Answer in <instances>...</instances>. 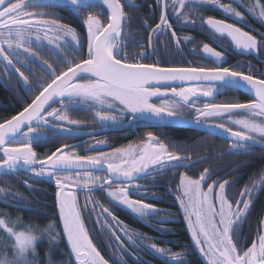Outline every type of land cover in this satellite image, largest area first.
I'll list each match as a JSON object with an SVG mask.
<instances>
[{
	"label": "snow or ice",
	"instance_id": "1",
	"mask_svg": "<svg viewBox=\"0 0 264 264\" xmlns=\"http://www.w3.org/2000/svg\"><path fill=\"white\" fill-rule=\"evenodd\" d=\"M208 2L228 15L243 18L239 11L229 5L219 4L218 0ZM103 3L109 9L105 17L107 22L101 23L98 16L89 14L83 20L87 28L86 36H77L50 11H28L45 9L30 7L28 0H0V63H3L0 77L6 72H13L25 85L34 87V98L10 119L0 122V169L9 175L23 170L33 179L45 176L54 179L57 188L56 206L63 224V234L67 237L77 264H109V260L101 255L90 238L83 218L85 214L88 218L95 216L101 231L107 228L111 232L109 239L116 236V230L126 232L108 207L93 196H86L81 204L77 193L106 189L113 201L136 216L148 219L159 210L153 204L146 203L145 198H155V194L148 192L147 186L137 181L169 167L187 168L191 160L188 155H181L182 146L161 139L151 131L134 143L95 156L69 153L67 149L75 146L65 145L39 159L32 144L34 139L39 142L42 125L54 123L60 129H64L65 122L71 126L83 125V121L69 120L66 114H62L69 104L90 105L95 110L94 120L108 124H117L125 117L132 119L137 113L147 114L150 119L157 120L187 119L191 118L189 113H195L196 123L226 133L230 151L246 149L250 147V142L264 146V71L253 75L219 65L162 67L154 62H142L149 55V50L143 45L139 46V51L133 50L126 42L127 33L122 26L125 13L121 0H103ZM187 6L186 0H173L172 14L178 21L185 16L182 9ZM168 8L169 4L165 0L160 22L152 29L153 32L172 28ZM257 8L259 18L264 20V4H259L258 0L257 4L251 5L250 10L255 11ZM205 23L215 33L230 38L237 48L255 51L264 44L261 37L258 40L256 35L225 20L209 17ZM172 35L175 38V32ZM69 36L75 43L69 44ZM152 40L153 37L149 35L150 44ZM45 43L54 46L58 52L59 58L51 63L42 60L40 53L33 50L34 45ZM176 43L179 46L180 41L177 39ZM21 50L26 54L25 60L19 58ZM203 51L223 61L224 53L209 44L203 45ZM33 61L40 63L47 79L33 71ZM25 71L29 75H25ZM229 78L246 82L253 98L247 103L206 102L202 108L196 107V100L200 96L213 97L217 84ZM173 82L190 86L165 87L161 90V85ZM202 85L205 86L203 90ZM155 97L172 99L157 104L153 102ZM232 125L239 126V130L234 131ZM24 128H27L26 132ZM101 144L103 142H98L93 147ZM100 170L106 175H96ZM210 175L208 168L198 178L180 174L179 183L173 189L177 193L176 200L184 213L191 239L205 257V264H264V222H261L255 238L250 242L242 240L240 231L241 222L245 220L252 203L251 197L255 194L253 189L258 186L254 183L251 188L245 187L239 192L241 198L236 199V191H228L234 181L216 180L207 184V191L203 190L202 185ZM5 183L7 187H0L3 198L17 204L24 203L19 193L12 192L9 182ZM23 183L30 187L27 179ZM214 185H218V189ZM133 194H138L139 198H133ZM3 216L5 214L0 213V217ZM0 221L10 223L12 218H0ZM126 234L132 244L141 241L146 245L149 239L143 233ZM116 240L119 241V236H116ZM12 243L11 231L0 223V250L11 251ZM150 247L166 256L172 264H183L181 253L155 244ZM31 259L32 264H37L39 257L34 254ZM124 264L127 262L124 261Z\"/></svg>",
	"mask_w": 264,
	"mask_h": 264
},
{
	"label": "flooded vegetation",
	"instance_id": "2",
	"mask_svg": "<svg viewBox=\"0 0 264 264\" xmlns=\"http://www.w3.org/2000/svg\"><path fill=\"white\" fill-rule=\"evenodd\" d=\"M12 2H16V0H12ZM164 2L165 0H121V4L123 5L122 10L125 13V19L122 26L127 33L126 42L133 48V50L139 51L140 45L147 47L149 50V55L144 58L142 62H154L162 67H215L219 65L223 67H231L234 70H241L246 72V74L253 75H259L260 72L264 71V44H261L260 49L255 51L237 48L230 38L222 37L215 33L205 23L209 17L216 20H225L227 23L234 24L237 27L242 28L244 31L256 35L258 40L260 37L264 40V35H262L264 34V20L259 18V8L255 11L250 10L251 5L257 4V0H218L219 4L229 5L236 11H239L242 14V19L228 15L220 10L219 7L210 4L208 0H186L188 6L182 9V11L185 12V16L179 21L176 16L172 14L171 4L173 3V0H167V3L169 4V23L172 25V28H162L159 33H156L153 32L152 29H154L156 24L160 22V14ZM258 2L259 4H264V0H258ZM28 5L30 7L45 8L29 9L28 11L75 10L76 12L78 11L79 17L82 18V20L86 19L83 17L85 12L82 10H90L91 13H94V10H100L99 12L101 14V10H106L107 16L109 14L108 8L100 0H76V2H73L72 0L70 5L64 6L46 3L42 0H28ZM73 19L76 20L74 17ZM186 20L192 22L186 23ZM101 23H103L102 20ZM82 28L84 29L86 36V25H83ZM173 32H175V38L172 35ZM149 35L153 37L151 44L149 43ZM186 37L188 39H185ZM177 39L180 41L179 46H177L176 43ZM205 43L209 44L210 47L216 48L217 51L223 52V61H218L214 57H210L208 54L204 53L203 45ZM137 59H140V57H137ZM0 66L3 68L2 63H0ZM0 81H2V77H0ZM188 86L190 85H162L160 87L163 91L165 87L170 89L171 87L179 88ZM204 87L205 86L202 85L201 89L203 90ZM169 99L172 98L155 97L153 98V102L160 104L162 100ZM251 99L252 97L246 92L225 85H217L213 97L205 98L200 96L196 100V107L202 108L206 102L247 103ZM53 106L59 107V105ZM67 107L68 108L65 109L62 114H66L69 117V120L83 121V125L71 126L68 122H65L63 128H69L68 130L57 128L54 123L48 126L42 125L39 142L34 139L32 144L33 150L39 154V159L44 158V156L41 155V150L43 148L41 147V141L53 136L48 133L55 131L65 135L64 139L67 142L63 146H75L74 148L70 147L67 149L69 153L75 152L76 155L95 156L100 152H110L115 148H121L129 143H134L145 137L149 131L160 136L159 132L167 130L166 127H174L143 119L140 116L142 115L141 113H137L132 119L125 117L124 120L117 124L103 125L105 123L94 120L95 110L91 109L90 105L76 103L69 104ZM74 109L83 111L84 115L72 119V116H76L71 114V111ZM194 116L195 113H189V117H191L190 119L194 120ZM221 122L222 121H215V123ZM232 127L234 131L239 130V126L232 125ZM103 129L108 130L99 131ZM190 130L199 133V138L202 139L203 143L208 144L210 149L205 150L203 157L201 158L188 155L191 164L187 168L183 166L177 168L169 167L158 173H152L137 181V183L146 185V190L148 192L155 194V198H145L146 203L153 204L159 210L158 213H153L148 219L136 216V214L123 208L118 202L113 201L112 198L107 195L106 189L97 188L93 193H77L79 203L83 204L86 196H93L101 204L109 208L110 212L115 215L125 227L127 233H143L149 238L146 245L141 241L132 244V242L128 240L126 232L116 230V236H119L118 242H127L125 249L120 250V252L127 250L134 254L135 251H137V253L140 252L139 249L142 248L141 251L143 250V252L147 254H152V256L158 260V263L144 262L141 260L140 264H172L166 256L156 253L150 246L151 244L157 245L156 242L163 241L165 236L170 234V228H174V223L179 226H181L180 223L183 225V228L186 230L188 238L190 239L191 246L195 249L190 236L191 232L188 230L187 221L184 219V213L180 209L179 203L176 200L177 193L173 191L175 186L179 183L180 174H187L193 176V178H198L199 174L202 173L205 168H208L210 169L211 175L207 182L202 185L203 190L207 191V184L213 183V181L216 180H219L220 182L225 180L234 181V183L229 186L228 191L229 193H232V191L235 190L236 199L241 198L237 191L241 192L245 187L251 188L255 183L258 187L253 189L255 194L251 197L252 203L249 212L247 213L245 220L241 222L240 226L242 240H247L249 235L254 239L258 228L261 226V222H264V146L250 143V147L246 149L230 151V141L226 139V137H221L198 129ZM98 142H103V144L99 147H93ZM63 146L59 148H62ZM181 155L186 154L181 153ZM209 155L214 157V159H219H213L211 165H208L204 158L209 157ZM221 164L223 166H220ZM251 164H253V166H250ZM237 167L241 169H245L246 167L249 168L246 169V171L239 172ZM96 175H106V173L103 171H97ZM25 179L29 181L30 187H26L23 183V180ZM5 181L9 182L13 193H19L20 196L24 198V203L17 204L14 201L5 200L3 194L0 193V206L5 207L0 210V213L5 214L6 216L0 218H7L10 216L14 219L19 216V214H16L15 216L12 215V212H9L6 207L15 208L16 213L21 210L28 211L32 209L39 213H53V215L57 217L60 226L63 227L62 221L59 218V210L56 206L55 193L57 188L53 178L45 176L40 179H33L30 175H26V173L21 170L18 173L11 175L0 174V187L8 186ZM214 187L218 189V185H214ZM133 198H139L138 194H133ZM169 206H172L174 210L170 209ZM169 213H173L174 215H168ZM44 216L46 218V214ZM83 218L85 219V227L89 229L90 238L96 236L97 239L100 240V245L104 252H118V243L113 240L116 236H112L113 239L111 238L107 240L106 236L111 234L110 231L107 228H105L104 231H101V227L96 222L94 215L91 218H88L87 214H85ZM252 218L255 219V223H252ZM92 221H95V224ZM140 224L144 226L145 231L139 229ZM62 227L61 230L63 234ZM63 236L65 235L63 234ZM47 240L50 248H52L53 245L50 243L49 237ZM129 241L131 243L128 247ZM94 244L96 245V243ZM182 252L183 251H181V253ZM180 259L183 260L184 257L180 256Z\"/></svg>",
	"mask_w": 264,
	"mask_h": 264
},
{
	"label": "trees",
	"instance_id": "3",
	"mask_svg": "<svg viewBox=\"0 0 264 264\" xmlns=\"http://www.w3.org/2000/svg\"><path fill=\"white\" fill-rule=\"evenodd\" d=\"M46 5V4H45ZM51 13L55 15V18L59 20L60 23L69 26L71 30H73L77 36L84 35L85 31L82 28L83 26V20L79 17L78 11L75 10H48ZM84 11L85 15H83L84 18H87L89 14L98 15V18L102 20L103 23H106L105 17L107 16L106 10H101L102 14L99 12L100 10H94V13H91L90 10H82ZM73 17L76 19L74 20ZM70 44V43H69ZM34 51H38L40 53V58L42 60H48L49 63L52 62V60L58 59V52L54 49V46H49L46 43L44 45H34L33 46ZM77 51H80L77 49ZM19 58L21 60L26 59V54L21 50ZM70 59V57H69ZM3 64V63H2ZM32 69L34 72L38 73L40 76L44 77V79H47L45 76L44 70L41 67L40 63L38 61L32 62ZM2 66H0L1 68ZM22 67H26L23 66ZM24 70L23 68L21 69ZM25 75H29L27 71H25ZM50 82V81H49ZM34 91L33 86H28L23 83L22 80L13 72H6L4 76H2V81H0V122H3L4 120L10 118L11 116L17 114L20 110H22V106H26L27 103L31 101L34 96H32ZM71 114L76 115L72 116V119H76L77 117H82L83 111L74 109L71 111ZM167 130L159 132V135L162 139L174 142L177 145L182 146L181 147V153L186 155H193V157H203L204 151L207 149H210L208 147V144L203 143L202 139L198 137L200 135L199 133H196L193 130L185 129V128H179V127H166ZM45 134V133H44ZM53 136L42 140L41 141V155L45 156V154H51L52 151H55L56 148H59L63 146L67 141L64 139L65 135L61 134L59 132H51L48 133ZM206 164L211 165V162L213 161L214 157L210 156L207 158H204ZM219 158H216L214 160H217ZM220 166H223L222 164ZM250 166H253L251 164ZM249 166V167H250ZM249 167H246L245 169H241L237 167V170L239 172L246 171ZM239 193V191H237ZM5 207L0 206V210H2ZM170 209H173L172 206H169ZM6 209L10 212H12V215L19 214V217H22L25 221H36L41 224H45L48 222L54 223L56 234L59 237V241L50 248L49 242L47 239L40 240L37 248H38V261L37 264H46V250L51 249V256L53 259H55L58 264L61 262L63 263L64 260L68 261V264H75L71 253L69 252L67 248L66 240L62 234L60 223L57 220V217L51 214L50 212H35L34 210H28V211H20L16 213L15 208L6 207ZM5 209V210H6ZM6 210V211H7ZM174 210V209H173ZM54 212V210H53ZM46 214V218L45 215ZM53 216H51V215ZM255 217V216H254ZM255 219L252 218V223H255ZM95 224V221H92ZM129 225V223L127 222ZM176 225V227H175ZM181 226L174 223V228H170V234L166 235L163 241L156 242V246L160 248H169L172 252L175 253H181V256L184 257L182 260L183 264H203L200 256L196 252V250L191 246L190 239L188 238L186 230L183 228V225L180 223ZM140 228L143 231H145V228L142 224L139 225ZM111 233V232H110ZM111 235V234H109ZM109 235H107V240H109ZM93 242L96 243L97 248L101 251V255L105 257V259L109 260V264H124V261L127 262V264H140L141 260L144 262H157L158 260L152 256V254H147L141 251L142 248H140V252L137 253V251L133 253L128 252L127 250L124 252H120V250H124L127 246V242L124 241V243H119L116 238L112 239L115 240L118 243V252H110L106 253L103 251L100 240L97 239L95 236L92 237ZM252 236L249 235L247 237V240L250 242L252 240ZM48 242V243H47ZM130 241L128 244V247L130 246ZM175 244V245H174ZM181 246V247H178ZM158 263V262H157Z\"/></svg>",
	"mask_w": 264,
	"mask_h": 264
},
{
	"label": "clouds",
	"instance_id": "4",
	"mask_svg": "<svg viewBox=\"0 0 264 264\" xmlns=\"http://www.w3.org/2000/svg\"><path fill=\"white\" fill-rule=\"evenodd\" d=\"M3 226L11 231L13 243L11 251L0 250V264H32V256L38 254L37 245L40 240L50 235L51 222L41 224L36 221H25L22 217L4 222ZM46 264H58L52 258L50 249L46 250Z\"/></svg>",
	"mask_w": 264,
	"mask_h": 264
},
{
	"label": "water",
	"instance_id": "5",
	"mask_svg": "<svg viewBox=\"0 0 264 264\" xmlns=\"http://www.w3.org/2000/svg\"><path fill=\"white\" fill-rule=\"evenodd\" d=\"M42 1H44L46 3L54 4V5L64 6V5H70V3H71L72 0H42ZM77 1H79V0H77ZM100 1L103 2V0H100ZM105 6L107 7V5H105ZM108 12H109V9H108ZM168 85H178V86H182L179 82L169 83ZM217 85H225V86H228V87L236 88L238 90H241L243 92L248 93L253 98V93H252V90H251L250 86L247 85L246 82L240 80L239 78H236V79L229 78V79H226L224 81L219 82ZM140 116L143 119H147V120L152 121V122H155V123L170 125V126H174V127H182V128H189V129H198V130H202V131H206V132L212 133L214 135H218V136H221V137H226V133L220 131L219 129H213V128L206 127L203 123H196L194 120H192L190 118H187V119L181 118V119L157 120V119H150L147 116V114H142ZM10 118H8V119H10ZM26 130H27V128H24L23 129V131H26ZM107 130L108 129H103V130H99V131H107ZM113 130H115V129H113ZM93 133H96V132H93ZM255 145H260V144L259 143H255ZM100 171H103V170H100ZM0 174H6L5 173V170L4 169H0ZM122 207H124V206H122ZM125 209H127V208H125ZM190 236H191V233H190ZM64 237H65L67 246H68V248L70 250V253H71V246H70V244L67 241L66 235ZM193 245H194L195 249L197 250V253L200 256L201 260L205 264V257L203 255H201L199 249L195 246L194 242H193ZM71 255H72V258H73L75 264H77V262L75 261L74 254L71 253Z\"/></svg>",
	"mask_w": 264,
	"mask_h": 264
},
{
	"label": "rangeland",
	"instance_id": "6",
	"mask_svg": "<svg viewBox=\"0 0 264 264\" xmlns=\"http://www.w3.org/2000/svg\"><path fill=\"white\" fill-rule=\"evenodd\" d=\"M69 41H71V37L69 36L68 37ZM70 43H75L74 41H71ZM103 125H109L108 123H105ZM111 125V124H110ZM236 205L234 204V207ZM24 220V219H23ZM53 225V227L50 229V232L52 234V237L53 239H51L50 243L54 246L58 241H59V237L58 235L56 234V230H55V225L54 223H51ZM87 228V227H86ZM47 239V238H46ZM60 264H68V261L67 260H64L63 263L61 262Z\"/></svg>",
	"mask_w": 264,
	"mask_h": 264
},
{
	"label": "bare ground",
	"instance_id": "7",
	"mask_svg": "<svg viewBox=\"0 0 264 264\" xmlns=\"http://www.w3.org/2000/svg\"><path fill=\"white\" fill-rule=\"evenodd\" d=\"M141 26V25H140ZM202 27V26H201ZM148 32V31H147ZM148 43V42H147ZM251 72V71H250ZM199 137V136H198ZM124 208V207H123ZM127 210V209H126ZM49 211V210H48ZM58 211V210H57ZM59 213V212H58ZM6 217V216H4ZM86 226V225H85ZM62 227V226H61ZM48 243V242H47ZM49 244V243H48ZM175 245V244H174ZM68 247V246H67ZM70 252V251H69Z\"/></svg>",
	"mask_w": 264,
	"mask_h": 264
}]
</instances>
